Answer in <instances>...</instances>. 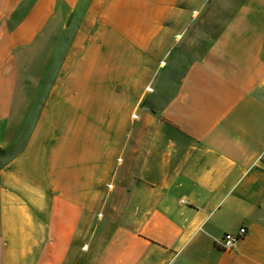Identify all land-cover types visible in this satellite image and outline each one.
Listing matches in <instances>:
<instances>
[{
	"label": "crops",
	"instance_id": "0c3cea01",
	"mask_svg": "<svg viewBox=\"0 0 264 264\" xmlns=\"http://www.w3.org/2000/svg\"><path fill=\"white\" fill-rule=\"evenodd\" d=\"M217 1L0 0V264H264V0Z\"/></svg>",
	"mask_w": 264,
	"mask_h": 264
},
{
	"label": "built area",
	"instance_id": "2783aa9c",
	"mask_svg": "<svg viewBox=\"0 0 264 264\" xmlns=\"http://www.w3.org/2000/svg\"><path fill=\"white\" fill-rule=\"evenodd\" d=\"M148 91H152L150 87L147 88ZM134 118H137L136 115L133 116ZM246 228L241 227L237 233H225L222 240L220 241L219 245L221 248L225 250H231L235 247L237 241L240 237L244 236L246 234Z\"/></svg>",
	"mask_w": 264,
	"mask_h": 264
},
{
	"label": "rangeland",
	"instance_id": "374dc122",
	"mask_svg": "<svg viewBox=\"0 0 264 264\" xmlns=\"http://www.w3.org/2000/svg\"><path fill=\"white\" fill-rule=\"evenodd\" d=\"M239 4H240V1H233V2L232 1H225V0L224 1H217L216 3L213 4L214 5L213 8L226 12L228 10L233 9V7H234V9L237 8ZM222 20L223 19H221V18L219 19L220 23ZM73 24L75 26L76 21H73Z\"/></svg>",
	"mask_w": 264,
	"mask_h": 264
}]
</instances>
